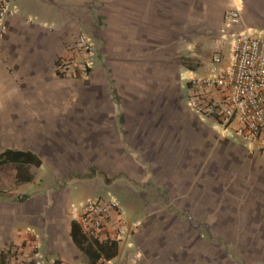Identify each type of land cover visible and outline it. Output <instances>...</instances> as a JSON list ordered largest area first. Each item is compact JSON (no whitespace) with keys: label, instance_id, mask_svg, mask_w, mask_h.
<instances>
[{"label":"crops","instance_id":"crops-1","mask_svg":"<svg viewBox=\"0 0 264 264\" xmlns=\"http://www.w3.org/2000/svg\"><path fill=\"white\" fill-rule=\"evenodd\" d=\"M106 2L16 0L6 21L0 106L18 126L0 154L40 164L0 166V264H32L35 245L65 264H264V225L213 227L223 210L213 201L245 209L217 181L235 151L249 150L187 106L188 82L229 54L238 33L261 37L264 0ZM236 9L233 26L225 15ZM79 35L95 45L88 78L58 70ZM98 199L119 210L92 240L81 213Z\"/></svg>","mask_w":264,"mask_h":264},{"label":"built area","instance_id":"built-area-1","mask_svg":"<svg viewBox=\"0 0 264 264\" xmlns=\"http://www.w3.org/2000/svg\"><path fill=\"white\" fill-rule=\"evenodd\" d=\"M16 11V0H0V38L6 30V21ZM226 23L241 24L240 10L225 15ZM75 58L58 60V70L77 78H88L93 67L95 45L85 35H79L73 46ZM187 106L199 118L213 120L235 134L239 143L250 152L264 153V38L250 33L237 34L229 54L212 58L206 76L188 82ZM118 204L103 199L89 200L81 213L83 233L89 239H99L111 211ZM115 240L125 241L118 230ZM32 264H65L53 258L46 260L34 246Z\"/></svg>","mask_w":264,"mask_h":264},{"label":"rangeland","instance_id":"rangeland-1","mask_svg":"<svg viewBox=\"0 0 264 264\" xmlns=\"http://www.w3.org/2000/svg\"><path fill=\"white\" fill-rule=\"evenodd\" d=\"M96 0H91V2ZM107 1L106 3L112 2V0H102ZM130 1V0H123ZM133 1V0H132ZM75 7L78 0H74ZM258 31V29H256ZM264 31V30H263ZM258 36L264 38V32L261 34L256 33ZM3 78L0 76V84L3 83ZM7 91L0 89V102H3L4 98L7 97ZM7 107L0 106V147L4 144L8 145L9 136L13 134L12 128H17V122H10L7 117ZM219 133H226L232 136L231 132L225 130L220 125L215 124L214 126ZM242 152L244 150L242 149ZM242 153L234 152L232 162L233 167L228 169H223L219 171L221 179L217 181L219 185V192H223L225 197L229 195H234L237 197H243L246 201L244 203L245 209L241 212L229 211L228 208L231 203H215L213 201V206L218 205L222 207L223 210L218 212H213V227H258L264 225V218L261 211L258 210L259 200L262 202L264 200V154L261 152H250L241 155ZM225 162L221 156H218L217 163L222 164ZM239 163H243L244 167L241 168ZM246 164H249V170H247ZM7 172V169L3 167L0 168V172ZM248 175V178H247ZM216 187H213L215 190ZM228 209L225 211L224 209ZM253 211V212H252ZM217 237V236H216ZM2 257V256H1ZM2 260V259H1Z\"/></svg>","mask_w":264,"mask_h":264},{"label":"trees","instance_id":"trees-1","mask_svg":"<svg viewBox=\"0 0 264 264\" xmlns=\"http://www.w3.org/2000/svg\"><path fill=\"white\" fill-rule=\"evenodd\" d=\"M35 159V156L30 153L7 150L6 152L0 154V166L4 165L5 163L17 162L19 160L24 163L40 164V162Z\"/></svg>","mask_w":264,"mask_h":264}]
</instances>
